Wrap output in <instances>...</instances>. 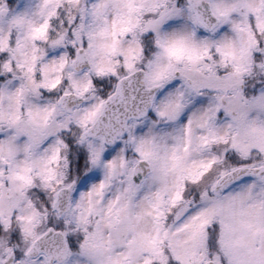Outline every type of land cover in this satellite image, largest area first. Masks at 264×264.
<instances>
[{"label":"snow or ice","instance_id":"1","mask_svg":"<svg viewBox=\"0 0 264 264\" xmlns=\"http://www.w3.org/2000/svg\"><path fill=\"white\" fill-rule=\"evenodd\" d=\"M0 264H264V0H0Z\"/></svg>","mask_w":264,"mask_h":264}]
</instances>
